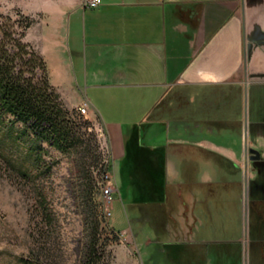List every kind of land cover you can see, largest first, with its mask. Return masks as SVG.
<instances>
[{"label":"rangeland","instance_id":"obj_1","mask_svg":"<svg viewBox=\"0 0 264 264\" xmlns=\"http://www.w3.org/2000/svg\"><path fill=\"white\" fill-rule=\"evenodd\" d=\"M69 11L68 0H0L3 14L14 19L29 16L33 20L25 40L47 61L51 84L76 130L74 146L63 151L47 141L33 147V134L21 122L12 124L10 116L6 117L7 123L0 124V148L4 153L3 156L0 152V264H82L88 253L90 228L100 221L101 229L108 222L117 229L102 234L98 254L101 259L96 264H264L263 222L257 213V202L251 201L259 193L264 195V185L263 181L255 184L250 179L251 165L247 168L243 163L232 169L216 160L199 162L201 207L182 218L179 191L173 187L172 218L165 228L157 220L145 219L141 205L132 206L133 199L143 194L146 174L142 163L133 156L127 159L126 155H113L100 111L99 116L92 114L89 105L88 115L79 113L86 91L78 69L85 38L76 22L70 20ZM57 43L65 44L72 76L62 72L58 78L54 74L56 63L52 55L58 50ZM254 91L244 89V96L238 92L230 110L223 107L225 98L214 97L219 99L214 105L215 113H208L221 119L213 122L215 132L204 129L195 136L181 131V135L188 140L208 139L235 148L239 154L245 152L246 160L251 155L249 149L255 146L264 154V84ZM216 105L222 106L219 113ZM209 115L204 113L205 117ZM226 118L230 120L224 121ZM128 127L129 138L135 125L129 123ZM178 132L177 127L167 131L157 123L142 141L164 144ZM173 159L168 178L179 189L191 162L182 163L177 156ZM256 171L264 176V165ZM107 173L112 176L110 179H106ZM167 175L166 163V178ZM108 184L115 189L112 204L104 194ZM135 185L137 190L133 189ZM195 216L196 232L191 235L183 223L185 220L188 224L189 218L194 223ZM188 239L222 242L219 246L231 249L228 255L232 260L221 261V256L227 258L226 253L219 248L214 252L211 245L199 242H195L199 248L182 243L189 253H182L178 260L175 255L179 249L169 244ZM238 240L244 243L234 242ZM246 241L251 242L249 260Z\"/></svg>","mask_w":264,"mask_h":264},{"label":"crops","instance_id":"obj_2","mask_svg":"<svg viewBox=\"0 0 264 264\" xmlns=\"http://www.w3.org/2000/svg\"><path fill=\"white\" fill-rule=\"evenodd\" d=\"M68 6L70 20L76 22L85 38L78 67L86 86L84 101L92 114L102 113L103 118L99 117L115 157H125L128 124L137 125L139 143L150 149L152 158L156 160L154 154L162 149L166 154L167 198H172L173 187L179 191L182 218L201 207L197 167L202 160H216L232 169L243 163L247 168L251 165L250 179L264 185V176L256 171L264 160L260 147L255 146L261 159L252 160L250 155L246 160L245 152L239 154L235 148L181 135L186 131L196 136L204 129L214 133L217 118L208 113H215L219 99L214 97L225 98L223 107L230 110L238 92L244 96V89H251L255 93L254 88L264 84V0H103L95 6H86L85 0H68ZM56 46L58 50L52 55L54 74L58 78L62 72L72 76L65 44ZM163 100L164 107L157 110ZM221 108L216 105V113ZM157 123L167 131L177 127L179 134L167 138L164 144H145L142 138ZM175 156L182 163L191 162L185 167L179 189L168 178L169 163ZM253 200L264 227V195L259 193ZM188 222L184 220L183 225L194 235L198 217L194 223L190 218ZM195 242L200 243L193 239L181 243L199 248ZM218 243L222 242L200 244L226 253L227 258L223 255L221 261L232 260L228 255L231 249ZM250 243L245 242L248 260Z\"/></svg>","mask_w":264,"mask_h":264},{"label":"trees","instance_id":"obj_3","mask_svg":"<svg viewBox=\"0 0 264 264\" xmlns=\"http://www.w3.org/2000/svg\"><path fill=\"white\" fill-rule=\"evenodd\" d=\"M32 24L29 16L14 19L0 12V124L7 123L6 117L10 116L12 124L21 122L33 134V147L38 148L47 141L63 151H69L74 146L75 125L51 84L47 61L25 40L26 31ZM165 103L163 100L157 110L162 109ZM139 137L140 129L136 125L127 141L126 157L133 156V159L139 160L147 176L144 175L143 194L133 199L132 206L141 205L145 219L157 220L165 228L172 218V199L167 198L166 190V154L163 149L159 150L154 154L156 160L153 159L150 149L139 143ZM0 152H3L1 148ZM133 189L137 190V186ZM101 225L100 221L90 228L88 253L82 264H96L100 258L102 234L117 229L109 222L104 229ZM169 246L183 250L176 252L178 260L182 253H189L180 242Z\"/></svg>","mask_w":264,"mask_h":264},{"label":"built area","instance_id":"obj_4","mask_svg":"<svg viewBox=\"0 0 264 264\" xmlns=\"http://www.w3.org/2000/svg\"><path fill=\"white\" fill-rule=\"evenodd\" d=\"M103 0H85L86 6H95L100 3H102ZM88 108H89V103L87 101H84L80 106H79V113L82 115H88ZM112 176L109 175V173L106 174V179H110ZM115 192L114 186L113 185H105L104 188V194L106 196L107 202L109 204L113 203V194ZM108 214H112V207L111 205L108 206Z\"/></svg>","mask_w":264,"mask_h":264},{"label":"water","instance_id":"obj_5","mask_svg":"<svg viewBox=\"0 0 264 264\" xmlns=\"http://www.w3.org/2000/svg\"><path fill=\"white\" fill-rule=\"evenodd\" d=\"M250 152H251V159L252 160H259V159H261V152L258 149L251 148L250 149Z\"/></svg>","mask_w":264,"mask_h":264},{"label":"flooded vegetation","instance_id":"obj_6","mask_svg":"<svg viewBox=\"0 0 264 264\" xmlns=\"http://www.w3.org/2000/svg\"><path fill=\"white\" fill-rule=\"evenodd\" d=\"M263 165H264V160H263Z\"/></svg>","mask_w":264,"mask_h":264}]
</instances>
